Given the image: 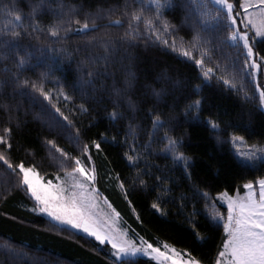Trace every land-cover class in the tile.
I'll return each instance as SVG.
<instances>
[{
  "label": "trees",
  "instance_id": "1",
  "mask_svg": "<svg viewBox=\"0 0 264 264\" xmlns=\"http://www.w3.org/2000/svg\"><path fill=\"white\" fill-rule=\"evenodd\" d=\"M165 2L170 6L162 10L164 17L178 29L172 36L177 43L181 37L190 40L193 28L199 30L193 0ZM207 2L212 7L211 0ZM9 3L0 0V29L6 30L0 35V135L5 127L11 128L12 148L6 153L11 162L35 165L45 179L55 181L58 175L64 177V172L52 159L59 153L54 149L50 153L49 141L81 159V144L99 142L100 151L90 149L98 184L122 211L125 223L155 246L167 243L190 252L202 264H214L226 234L223 224L211 218L210 207L217 195L244 193L246 183L264 178V161H248L239 155L254 144L264 145V108L259 106V92L248 74L256 70L241 71L242 53L224 42L227 31L223 22L201 32L212 42L214 59L208 66L215 61L223 65L234 60L251 100L215 77L205 80L193 61L158 40L147 35L120 39L128 27L122 9L125 3L138 7L139 0H18L24 14L32 5H43L36 20L45 28L44 33L33 36L22 32L19 38L8 34L13 22L4 7ZM69 6L76 10L71 18L81 24L86 16L91 23L100 13L98 29L85 34L75 31L78 25L73 23V31L65 39L50 37L47 27L68 19L62 13H67ZM116 19L124 20L123 25L110 24ZM24 23L29 21L25 18ZM105 35L114 41L107 53L100 46ZM254 48L258 55H264V43L257 41ZM105 55L107 60L103 59ZM20 57L25 59L23 66H18ZM88 72H92L91 77ZM41 74H47L46 90L62 86L64 95L53 93L49 103L23 85L25 79L38 81ZM162 74L167 79H161ZM256 81L264 88V74L256 73ZM161 88L164 95H153V89ZM196 100L200 101L199 112L188 108ZM113 111L120 113L117 119H112ZM155 116L160 117L163 127L153 128ZM209 120L219 129L213 130ZM130 125L135 143L149 156L151 174L147 180L140 174V166L133 165L125 155L129 147L123 139L132 137ZM77 129L80 143L75 139ZM165 132L180 142V151L190 158L191 176L165 150ZM233 135L244 137L245 143L233 144ZM201 192L208 193L210 199ZM153 203H158L166 215L153 208ZM35 206L26 187L19 185L17 176L0 162V264H119L109 243L101 244L83 232L57 226L42 212H33ZM123 264L158 262L136 257L123 259Z\"/></svg>",
  "mask_w": 264,
  "mask_h": 264
},
{
  "label": "snow or ice",
  "instance_id": "2",
  "mask_svg": "<svg viewBox=\"0 0 264 264\" xmlns=\"http://www.w3.org/2000/svg\"><path fill=\"white\" fill-rule=\"evenodd\" d=\"M17 5L18 0H10V3L4 7L5 15L10 16L13 22L8 34L19 38L22 32L29 36L44 33L45 28H42L39 21L36 20V15L43 5H32L31 11L27 14H24ZM211 5L212 7H209L207 0H193V11L198 14L199 30L193 28L194 34L190 40L185 41L181 37L179 43H177L172 33L177 32L178 29L170 24L162 11L170 6L165 0H149L148 4H144L143 0H139L138 7L125 3L122 15L126 18L128 27L120 39L135 40L142 35H147L149 38L158 40L173 52H177L193 61L202 70L201 74L205 80H211L215 77L230 89L242 92L244 99L251 100L252 96L244 88L241 82L242 78L236 71L234 60L225 62L223 65L220 61H215L213 66H208V63L213 62L214 59L212 42L202 37L201 32L212 25L219 26L223 22L227 31L224 42L229 43L230 47H234L242 53L241 71L245 68L256 70L248 74L253 77L255 90L259 92V106L264 108V88L261 87L260 82L256 81V73L264 74V55H258L254 48L257 41L264 43V0H234V2H230V0H211ZM217 5L221 7L217 8ZM60 7L63 9L65 6L62 4ZM75 11L73 7L69 6L68 12L62 13V15H67L69 18L66 20L60 19L54 25H49L47 34L56 40L65 39L69 32L73 31L71 27L73 23L78 25L75 31L85 34L98 29L96 20L102 18L100 13L92 17L91 23H89V18L86 16L84 23L81 24L79 19L73 20L71 18ZM111 14L112 10L109 9L108 15L111 16ZM25 18L29 21L28 24L24 23ZM123 23L124 20L121 19L110 20L112 25L122 26ZM16 28L21 30L17 31ZM5 31V29H0V35L5 34ZM162 33L170 39L164 38ZM35 38L39 39V35H36ZM113 42L111 36L105 35L101 38L100 46L107 53ZM7 43L5 41V44ZM103 59L107 60V55ZM237 59H240V57H237ZM24 64V57H20L18 66ZM217 73L221 74L217 75ZM88 76L91 77L92 72H88ZM161 79H167V77L162 74ZM46 82L47 74H41L38 81L27 79L22 81L23 85L31 87L49 103L52 101L53 93H56L57 96L64 95L62 86L58 89L46 90ZM164 94L165 90L162 88L159 90L153 89V95L155 96L159 97ZM65 99H70V97L65 96ZM129 104L130 107L134 108L133 102L130 101ZM188 108H194L199 112L200 101H194ZM7 110V106H5V111ZM56 111L60 112V109L56 108ZM60 114L63 116V113ZM119 116L120 113L116 111L111 113L112 119H117ZM63 119L67 121L68 117L63 116ZM208 123L213 130L219 129V125L215 121L209 120ZM69 124H71V121H69ZM158 127H163V122L159 116H155L153 128ZM129 134L132 135L133 139L135 138V131L131 128V125ZM164 135L167 139L165 150L171 153L173 160L181 164L187 175L191 176V172L188 171L190 158L180 151V142L168 136L167 132ZM11 137V128L5 127L3 134L0 135V149H2L0 150V162H3L17 176L18 184L25 186L26 191L31 194L36 205L32 209L33 212L45 213L57 222V226L68 225L94 237L101 244L110 243L113 255L118 258L119 264H123L121 258L134 256L137 253L151 256L158 264H202L190 252L186 250L177 251L167 243L163 244L162 250L161 247H154L153 244L148 243L141 237L140 244L137 245L136 242L128 238L126 232L116 227L119 213H116L114 209L107 213L100 211V196L98 190L94 187L97 180L96 166L92 162L90 151L92 147L100 151L99 142L92 141L91 144H81L80 154L84 157V159H81L80 156H69L62 149L56 148L54 142L49 141L50 153L53 149L59 153L58 157L53 156L52 159L56 161L57 167L64 172V178L61 179L58 175L56 179L59 183L53 185L51 181H48L47 184L40 182L35 165L26 166L23 161L18 164L11 162L10 156L6 154L12 148ZM75 139L80 143L79 129L76 130ZM231 142L233 144L245 143L244 137L235 135L231 137ZM130 150L135 151V145H131ZM125 155L133 165L136 164L138 155L133 156L128 153H125ZM239 155L248 161L257 159L264 161V145L254 144L246 151H239ZM85 161L91 163L90 168L85 166ZM69 162L72 165L70 170L66 167ZM140 183L144 184V181L140 180ZM256 183L259 185L258 197L253 182L244 185L247 192L243 197L237 195L232 198L228 197L226 193L221 194L222 199L227 202V215L225 217L223 214L213 211L211 218L223 222L226 239L222 241V250L218 252L214 264H264V178H260ZM120 187L126 196L127 189L122 181ZM201 195L205 199H210L206 192H201ZM104 203L108 205L106 198H104ZM108 207L110 208V205ZM152 207L166 215L158 203H153ZM193 227L195 228L194 224ZM196 235L203 239L199 236V232Z\"/></svg>",
  "mask_w": 264,
  "mask_h": 264
},
{
  "label": "rangeland",
  "instance_id": "3",
  "mask_svg": "<svg viewBox=\"0 0 264 264\" xmlns=\"http://www.w3.org/2000/svg\"><path fill=\"white\" fill-rule=\"evenodd\" d=\"M217 6L221 7L219 5H217ZM250 11H251V9H250ZM239 23L240 22L238 21V24ZM240 26L242 28V24ZM123 142L126 143L128 145V147H129L128 150H127L128 154L133 155V156H137L138 155V159L136 160V164L138 166H140V169H139L140 174L144 177L145 180H147L149 178L150 174H151V169L148 166V163H149L148 154L146 153L145 150L142 149L141 146H139L138 144L135 143V141H134V139L132 137H127V138L123 139ZM131 145H135V151H131L130 150V146ZM71 166L72 165H70V167L68 168L69 170L71 169ZM85 166L89 167V168L91 167L90 163L88 161H85ZM37 175H38L41 183L47 184L48 181H51L53 185L59 183V181L57 179L55 181L45 179L43 177V175L40 172H38V171H37ZM60 177H61V179L64 178L63 176H60ZM256 182H253V183H254V190L257 192V197H258L259 196V185ZM94 187L99 192V196H100V200H99L100 211L103 212V213H107V212H110L111 210L114 209L116 213H119V218L117 219L116 227H118L121 231L126 232L127 235H128V238L133 240L134 242H136L137 245H139L140 244V238L142 237V235L140 233H138V231L134 228L133 225H128L127 223H125L126 218L124 217V214L122 213V211L120 209H118L117 207L114 206V204L111 202L109 196L104 191H102V189L100 188V184H98V180H96V183H95ZM246 192H247V189H246V191L244 193H236V194H233V195H230L229 193H226V192L225 193L227 194L228 197L235 198L237 195L243 197L246 194ZM221 194H224V193H221ZM221 194L217 195V201L213 202V205L210 207V213L212 214L213 211H217V212L223 214L226 217V215H227V202H226V200L222 199ZM104 198L107 199V202H108V205H110V208L108 207V205H105ZM133 212L136 215V212L135 211H133ZM43 214L46 215L50 220H52L47 214H45V213H43ZM52 221L57 223L54 220H52ZM219 222H221V221H219ZM221 223L223 224V222H221ZM61 226L70 227L68 225H61ZM70 228H72V227H70ZM75 230H77V229H75ZM78 231H80V230H78ZM80 232H82V231H80ZM86 235H88V234H86ZM88 236H90V235H88ZM90 237H92V236H90ZM92 238H94V237H92ZM144 240H146V239H144ZM153 246L162 248L163 244H161V246H155V245H153ZM169 246L172 247V248H175L177 251H183V250L178 249V248H176L174 246H171V245H169ZM162 250H163V248H162ZM136 257H149V258H152L151 256H147V255H144L142 253H137L134 256H127V257H123L121 259L123 260V259H126V258H136ZM185 258H187V257H185Z\"/></svg>",
  "mask_w": 264,
  "mask_h": 264
}]
</instances>
